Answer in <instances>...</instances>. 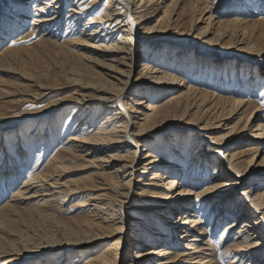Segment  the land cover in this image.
Here are the masks:
<instances>
[{
	"label": "bare ground",
	"instance_id": "1",
	"mask_svg": "<svg viewBox=\"0 0 264 264\" xmlns=\"http://www.w3.org/2000/svg\"><path fill=\"white\" fill-rule=\"evenodd\" d=\"M99 1L76 0L71 3L65 20V6L70 4L69 0H6L0 7V44L23 29L33 16L26 34L21 39L14 38L11 47L0 53V72L16 60L18 49L12 45L34 36H41L43 43L54 44L64 24L71 34L79 33L77 46L94 56V65L103 70L93 76V81H102L100 87L93 88L90 81L89 86L80 87L76 93L79 101L72 108V118L78 122L76 133L67 137L62 145L70 154H80L94 169V186L74 190L68 187L69 183L63 182L57 159L41 172H31L29 178L17 185L22 178L20 170L26 166L21 159L24 151L17 146L16 155L10 160V157H3L5 166L0 169V185L16 188L13 199L6 205L0 204V227L10 224L20 205L38 204L35 212L40 220L48 222L56 213L65 211V204L73 196L99 190L101 194L86 200V203H94L90 205L92 220H85L76 230L70 229L75 246L64 248L54 245L53 241L46 247L35 246L39 251L28 257L45 256L40 264H221L224 258L230 259L229 264H264V107L254 109L241 125L251 107L249 100L204 93L193 87L189 79L177 75L179 71L201 76L214 70L220 78L218 86L225 92L228 85L223 74L234 72L239 77L238 87L242 92L263 89L264 45L253 36L259 28L264 32V0H108L94 18L90 14ZM187 7L193 13L191 28L203 44L202 47L188 46L202 52L204 45L212 44L214 38L228 40L239 51L249 53L250 57L243 54L238 57L250 64L235 66L228 60L204 58L195 52L186 60L183 56L189 51L166 47L165 53L146 55V60L140 58L146 63L138 80L146 86L142 84L140 91L129 93L126 99L138 53L142 47H149L141 40V33L155 31L147 22L156 13L163 12L157 21L158 29L167 34L170 29L181 27ZM256 16H260V20L252 21ZM214 53L211 50L209 54L213 56ZM254 56L258 59L256 64L252 62ZM106 59L111 64H106ZM172 66L177 71L172 72L169 68ZM24 80L30 83L29 79ZM37 89L39 93L32 96L36 101L50 95L44 87ZM90 90H94L93 94ZM124 100L132 101L133 107L128 109ZM68 102L62 99L60 105ZM116 107L118 109H114ZM104 115L103 126L98 127ZM177 115L192 117L195 129L201 132L199 141L216 133L206 148L192 138L195 147L189 155L185 153L190 156L189 166L184 165L185 136L165 137L163 151L152 139L155 132L163 131L166 123ZM236 119L237 123L230 127L229 122ZM17 127L0 126V132H11ZM55 129L49 127L47 134L33 138L32 144L47 148L48 137ZM37 134L34 132L33 136ZM246 143L251 144L243 148ZM143 149L149 150L141 159L138 154ZM224 150V156L218 160L217 155ZM3 151L0 146V155L6 154ZM170 153L171 158L164 156ZM212 168L213 174L210 173ZM138 174H141L139 188L133 195L127 187ZM2 195L0 192V198ZM126 199H138L137 205L141 204L130 209L137 215L129 220L134 222L129 231L128 226L116 225L119 220L125 221ZM223 227L226 229L217 247L214 238ZM235 232L237 235L231 241ZM22 242L6 244L0 241V264L26 263L28 260L18 257ZM104 242L107 244L99 249ZM66 250L77 251V255H70L72 259L64 258Z\"/></svg>",
	"mask_w": 264,
	"mask_h": 264
},
{
	"label": "rangeland",
	"instance_id": "2",
	"mask_svg": "<svg viewBox=\"0 0 264 264\" xmlns=\"http://www.w3.org/2000/svg\"><path fill=\"white\" fill-rule=\"evenodd\" d=\"M5 1L6 0H0V7H3L5 5ZM69 1L70 4L65 6L64 20L67 19V11L71 8V3L76 2V0ZM107 1L108 0H100L99 5L94 9V11H92L90 15L94 18L98 17L101 9L105 7ZM120 7L123 8V6ZM162 16L163 12L156 13L152 16V19L147 22L148 27L155 30L154 33L153 31H143L141 33V40L143 39V42L145 41L144 44H148L149 47H142V50L138 53V63L134 69V74L132 75L130 80L131 85L129 86L127 93L124 96L126 97V99L127 97H129V93L133 91L138 92L143 87L142 84L144 83L140 84L138 78L139 73L144 68L143 66L146 63L143 62V60L147 59H144L145 57H147L146 55H149V57H151L153 55H157L158 53H165L164 51H167L165 50L166 47L173 46V50L181 48L186 52L189 51L187 52L188 54L183 56L186 60H189L190 55L195 52L201 54L202 56H204V58H215L216 60L220 61L228 60L229 62L234 63L235 66H237L239 63L250 64L249 61H245V59L242 60L240 57H238V55L242 54L248 55V57H250L249 53L239 51L238 49H236L237 47L231 45L228 40L223 42L222 40L217 41V38H214L212 44L206 43V45H204L202 52L198 51L197 48V51H195V48H191L190 46H188H203V44H201L197 39V32L192 30L191 28L190 20L193 16V13L191 12L190 8H186L183 17L181 18V27H179L178 29L172 28L167 31V34H165V32L162 30L159 32L158 29L159 24L157 23V21ZM31 17L33 16H30L27 21V24L23 29H21L19 32H16L13 36H10L8 39L2 42V44H0V53L3 52L6 48L11 47V44L13 43L12 40L14 38L17 37L18 39H21L23 35L26 34V32L29 30L30 25L32 24L33 18ZM251 20L257 22L260 20V16L253 17V19ZM140 28L141 27H138L137 29ZM262 30L261 28L257 29L253 38L255 40L257 39V41H260V44L264 45V32ZM60 33L61 34L58 36V41H54V44L43 43L41 36H34L33 38L30 37L27 39H22L19 43L12 45V48L18 49V51L15 53V59L17 60L15 61L17 63L14 61V64H9L8 66L4 67L2 72H0V126L8 124L9 126L18 125V127L11 130V132H0V146L4 150L3 152L6 153L0 155V163L3 162V157H10V160L11 156L16 155V148L18 146V148L20 147L24 151V153H22L21 159L24 160V166H26H22V169L20 170L22 171V178L20 179V181H18L17 185H21L25 179L29 178L31 172L36 170L41 172L47 167V165L52 160L57 159L56 164L61 166L60 172L63 175V182L69 183L68 187H71L73 190L76 189V187H80L81 189L88 187L89 189H92V187L94 186V182L96 181V178L93 175L95 172L94 169L89 167L88 163L85 162V159L80 157V154H70L71 152L69 150H63L62 145L67 140V137L76 133L75 131L78 122H76L75 119L72 118V108L76 106L79 101L76 93L81 90L80 87L89 86L88 84L90 83V81H92L91 84H94V87L92 85L90 86L91 88H96L95 86L97 85L98 87H100L102 81H99L98 79H95L93 81V76H95L98 72H103V70L94 65V56H91L87 52L83 51L82 47L77 46L79 40V33L71 34L70 30L67 31V25L65 24ZM74 41L77 42L76 45L72 44ZM150 47L154 48L150 50ZM211 50L215 52L213 56L209 54ZM218 53L221 55L219 56ZM172 54L176 53L172 51ZM141 57H143L142 61L140 60ZM99 61H103V59H99ZM105 62L106 64H111L108 59H106ZM252 62H254L253 64H256V62H258V59L254 56V60ZM173 67L174 66L169 67L170 69H172V72L177 71V69ZM262 71H264V69H262ZM213 72L214 70H209L206 71L204 75L195 76L192 72L191 74H188L189 72L182 74L178 71L177 75H182L184 78L189 79L193 87L198 88L204 93L210 95L214 94L222 98L249 100V104H251V107L248 110L246 117L241 122V125H244L246 123V120L251 116V113L254 111V109L264 107V88L255 90L253 92H242L238 87L239 77L237 73L225 72L222 78L227 83L228 89L224 92L222 91L221 86H218V81L220 80L219 76L217 77L215 72ZM85 75H91L92 77L87 78V76ZM24 79H29L30 83ZM37 83L39 84V86ZM144 86H146V84H144ZM37 87H44V89H48L47 93L50 95L44 100L36 101L35 99H33L34 97L32 96H36L39 93L40 89H37ZM93 91L94 90H90V94H93ZM62 99L68 100V104L64 106L60 105L62 103ZM124 103L128 109H130V107H133V102L130 100H124ZM92 105L93 104H89L88 106ZM97 106L98 108L101 107L98 104ZM114 109L118 108L116 107ZM104 118L105 115L102 120L99 121L98 127L103 126V123L105 121L103 120ZM192 121V117H182L177 115L174 119L169 120L166 123L167 127H165L163 131L155 132L152 139H154L155 143H157L160 147L162 146L161 151L165 150L163 148L164 138H169L173 135H182L186 137H183L186 141L183 143L184 146L182 145V150L184 151V154L190 153L193 150V147H195V144H192V138H194L196 144L201 142L200 146H203L204 148L208 147L209 143L213 141L212 138L213 136H215L216 133H212V135H209L207 139L199 141V136L201 132H198L195 129L196 125L193 124ZM237 121L238 119L230 121L229 126L232 127L234 124L237 123ZM35 123H38L37 126ZM49 127H51V129L56 128L53 132L54 134L56 133V135L51 134L48 137V141L50 142L47 148L39 147V145H37L38 143L32 144L33 138L41 135H46ZM34 132L38 134L36 136H33ZM176 140L177 139L174 138L173 142H176ZM1 143H3V146L1 145ZM250 144L251 143H246L242 147L244 148L245 146ZM147 150L149 149H145V151ZM145 151L143 149V151L138 154V157L143 159V157L145 156ZM186 154L184 156V165L189 166L188 163L190 162V156L188 157L189 154ZM224 154L225 150L220 155L218 154V160H221ZM164 156H166L167 158H171V153L168 155L165 154ZM3 166H5L3 163L0 164V169ZM139 172L142 173L141 167L139 168ZM210 173H214L213 168L211 169ZM139 176H141V174H138L134 182L130 183L127 187V190L131 191L133 195H135L137 189L139 188ZM129 181L130 180H127L126 182ZM15 191V187L11 188L9 186H6L5 184L0 185V192L1 194H3L0 198V204H2L3 206L9 203V201L13 199L12 196L14 195ZM97 191L99 190H89L85 193H81L80 195L78 194L76 196H73L65 204V211H63L62 214L54 213V219H48V222L46 221V219H41L43 220L41 221L39 219L38 213L35 212L37 211V208L35 207H37L38 204L29 205L31 208L27 204L18 206L17 210H15L12 215L11 221H9L10 224L4 227L5 229L0 227V241H4V243L6 244L11 242L14 243L16 241H24L19 244L18 250L21 252H19L20 254L18 257H21L24 260H28L25 264H40V260L45 257L36 256L34 259L33 256L32 259L28 257L29 254L36 253L39 251V249H37L35 246L39 248L46 247L54 241V245L56 243L57 245L64 248H72V246H75L74 243L76 241H74L72 235H70V229L76 230L77 228H79V226L83 225L82 223L85 220H92L93 217L92 215H90L92 213V208L90 205H93L94 203H86V200H89L92 197H96L102 193ZM242 192L243 188L242 190H239L237 195L241 196ZM124 203V205L127 206V210L125 211V216L123 218L125 219V221L119 220L116 222V225L117 227L128 226L127 229L129 231L131 230V223L134 224V222H130L129 220L133 219V217H136L137 215V212L130 209H135L141 204L137 205V203H139L138 199H136V201H134V199L129 201L126 199L124 200ZM143 203L149 205V203L151 202ZM37 220H39V222ZM225 229V227L221 228L220 231L217 233L216 237L214 238V244L217 247H219L218 244L221 238L220 236L222 232L225 231ZM236 232H238V230H236ZM236 232L232 235L233 238L230 239L231 241L235 239V235H237ZM67 234L69 235L67 236ZM19 237L21 238L19 239ZM45 241H47L48 243H46ZM28 243L30 244L29 246ZM43 243L44 245H42ZM24 244L27 245H25L26 248ZM106 244L107 242H104V244H102L99 249H101ZM54 245H51V247H53ZM20 246H22V248ZM85 247L87 246H84V248ZM76 252L77 251L73 252L70 250H66L65 256L63 257L69 258L70 255H77ZM61 253L64 252L62 251ZM48 255L50 256V254ZM221 257H223L222 254ZM69 259H72V257H70ZM68 262H71V260H69ZM229 262L230 259L224 258L221 264H229Z\"/></svg>",
	"mask_w": 264,
	"mask_h": 264
}]
</instances>
